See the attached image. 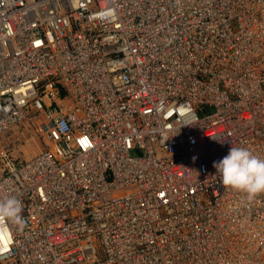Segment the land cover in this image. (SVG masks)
<instances>
[{
	"label": "built area",
	"instance_id": "2783aa9c",
	"mask_svg": "<svg viewBox=\"0 0 264 264\" xmlns=\"http://www.w3.org/2000/svg\"><path fill=\"white\" fill-rule=\"evenodd\" d=\"M0 264H264V0H0ZM138 150L139 154L134 152Z\"/></svg>",
	"mask_w": 264,
	"mask_h": 264
},
{
	"label": "clouds",
	"instance_id": "9594fccd",
	"mask_svg": "<svg viewBox=\"0 0 264 264\" xmlns=\"http://www.w3.org/2000/svg\"><path fill=\"white\" fill-rule=\"evenodd\" d=\"M220 174L221 183L231 189L242 191L251 199L264 193V158L253 154L246 147H229L226 155L213 162ZM0 220L10 221L22 229L21 202L9 195L0 200Z\"/></svg>",
	"mask_w": 264,
	"mask_h": 264
},
{
	"label": "rangeland",
	"instance_id": "374dc122",
	"mask_svg": "<svg viewBox=\"0 0 264 264\" xmlns=\"http://www.w3.org/2000/svg\"><path fill=\"white\" fill-rule=\"evenodd\" d=\"M0 147L10 150L17 159H27L40 147L33 131L25 123L17 125L14 129L0 136ZM135 155L139 151L134 152Z\"/></svg>",
	"mask_w": 264,
	"mask_h": 264
}]
</instances>
